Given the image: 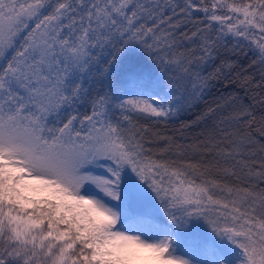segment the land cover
Returning a JSON list of instances; mask_svg holds the SVG:
<instances>
[{
	"label": "snow or ice",
	"instance_id": "obj_1",
	"mask_svg": "<svg viewBox=\"0 0 264 264\" xmlns=\"http://www.w3.org/2000/svg\"><path fill=\"white\" fill-rule=\"evenodd\" d=\"M0 264H264V0H0Z\"/></svg>",
	"mask_w": 264,
	"mask_h": 264
},
{
	"label": "trees",
	"instance_id": "obj_2",
	"mask_svg": "<svg viewBox=\"0 0 264 264\" xmlns=\"http://www.w3.org/2000/svg\"><path fill=\"white\" fill-rule=\"evenodd\" d=\"M250 58H251V54H250V53H249V56H248V57H243V56H241V57H239V63H240L241 65L247 66V64H248L249 61H250ZM233 59H236V57H233ZM250 71H251V70H250ZM257 78H258V77H257ZM233 87H234V86H233ZM230 91H232V88H221V89H217V90H215L214 94H215V95H219V94H221V93H226V92H230ZM84 110H85L84 108H81V111H82V112H83ZM192 115H193L192 113L185 114V115L181 116L180 118L174 120V121L172 122V124H171L167 129H163V126H161V127H162V130H164V131L166 132L167 135H175L176 138H177L178 140H180V142H182V143H190V142H191L190 137H189L188 140H184V139L181 138V135H180V131H179V129H180V127H181V124H182L184 121L188 120L190 117H192ZM198 132H199V129H193V130H191V134H192V135H195V134H197ZM184 133H185V136H189V130L185 129V130H184Z\"/></svg>",
	"mask_w": 264,
	"mask_h": 264
}]
</instances>
